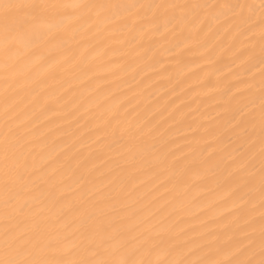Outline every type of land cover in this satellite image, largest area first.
<instances>
[{
    "label": "snow or ice",
    "instance_id": "6c2138e0",
    "mask_svg": "<svg viewBox=\"0 0 264 264\" xmlns=\"http://www.w3.org/2000/svg\"><path fill=\"white\" fill-rule=\"evenodd\" d=\"M204 8L228 9L242 21L245 8L253 13L259 10V65L262 66L259 115L257 118L256 112L251 111L231 127L239 147L228 156L217 158L218 152L224 149L209 153L207 158L195 163H185L187 156L184 160L162 156L156 165L162 172L157 173L156 178L167 175L161 183L166 191L176 194V199L191 197L195 200L227 189V199L242 202L237 209L235 226L223 233V239L214 231L189 235L186 231H176L174 214L167 212V206L138 219L137 213H128L110 203L119 196L103 191L98 197L81 195L71 201V219H67L61 186L78 177L75 183L83 191L88 176L94 171L107 168L108 171H101L100 175L112 182L115 170L108 168L107 161L90 169L88 159L91 157L82 159L68 153L63 161L45 162L41 154L46 151L53 130L49 129L47 135L39 131L36 112L43 111L52 97L41 95L40 89L47 80L41 79L39 72L33 74V70L54 61L58 66L74 63L78 67L85 60L90 41L123 37L125 30L130 33L137 25L145 36L153 30L161 31L160 17L145 12L153 9L170 14L165 28L174 22L185 26L188 35L181 43L207 50L208 43L201 35L203 28L196 27L200 23L199 12ZM146 25L147 32L144 31ZM236 29L239 31V25ZM64 36L70 39L64 40ZM137 39L133 36L117 42L142 48V43L137 45ZM175 47H180V43ZM241 55H247L248 63L256 60L254 48ZM48 78L55 79V76L49 73ZM0 89L3 100L0 112V264H264V0H260L258 8L255 4L230 3L0 0ZM243 112L244 108H239L232 120ZM104 123L106 129H113L114 124L117 129H123L120 140L107 147L116 148L118 154L124 156L120 175L127 173V178L120 182V194L126 192L131 196L138 187L132 180V170L153 168L152 161L145 156L148 133L127 116L122 120L115 115ZM206 134L214 143H223L215 129H206ZM97 143L103 145V137H99ZM119 146L124 151H120ZM157 150V146L152 145L147 151L151 154ZM218 176L223 177V182L216 179ZM195 180L204 182L203 189ZM212 180L214 188L209 186ZM28 193L39 195L28 199ZM257 193L258 242L255 221L249 219L257 208Z\"/></svg>",
    "mask_w": 264,
    "mask_h": 264
},
{
    "label": "bare ground",
    "instance_id": "6f19581e",
    "mask_svg": "<svg viewBox=\"0 0 264 264\" xmlns=\"http://www.w3.org/2000/svg\"><path fill=\"white\" fill-rule=\"evenodd\" d=\"M120 2L255 4L258 8L260 0ZM145 12L149 16L156 14L160 17L161 31L153 30L145 36L140 25H137L130 33L125 30L123 37L90 41L88 51L84 53L85 60L78 67L74 63L58 66L54 61L38 65L33 70V74L39 72L40 78L47 80L44 88L40 89L41 95L52 97L43 111L36 112L39 131L47 135L49 129L53 130L48 147L41 155L45 162L56 159L63 161L65 153L78 155L82 159L91 157L88 159V168L96 169L107 161L108 168L115 170L112 182L100 175L101 171H108L107 168L101 167L94 171L88 176L83 191L75 183L78 177L67 180L61 186L67 219H71V201L81 195H85V198L98 197L103 191L105 194L119 196L118 200L110 203H115L117 208L126 209L128 213H137L138 219L167 206V212L174 214L176 231H186L189 235L200 231H214L221 234L223 239V233L235 226L237 209L242 202L227 199V189L195 200L191 197L176 199V194L166 191L161 183L167 179V175L162 174L159 179L156 178V174L162 172L156 165L162 156H167L170 160H184L187 156L185 163H195L219 149L224 151L218 152V159L228 156L239 147L230 131L231 127L251 111L256 112L257 118L259 115L262 67L259 65L260 12H249L245 8L244 22L238 14H233L228 9L200 10V23L196 27L203 28L201 35L208 43L207 50L181 43L188 35L187 29L179 22L168 24L165 28L170 14L166 15L162 9ZM237 25L239 31L236 29ZM144 31H148L147 25ZM133 36L138 38L137 45L143 44L142 48L126 47L117 42ZM63 39L68 40L70 36H64ZM177 43H180V47H175ZM173 48L174 51L171 50ZM252 48L256 52V60L248 63L247 55L241 53ZM49 73L54 74L55 79L48 78ZM239 108H244V112L236 120H232ZM2 110L3 100L0 98V112ZM115 115L122 120L127 116L128 120L143 127L148 133L145 137V156L152 161L153 168L132 170V180L138 187L131 196L126 192L120 194V182L127 178V173L120 175L124 156H120L116 148L109 150L107 147L120 140L123 134V129H117L115 124V132L105 128L104 121ZM206 129H215L222 136L223 143H214L207 136ZM256 132L258 169V126ZM99 137H103V145L97 143ZM152 145H156L158 150L149 154L147 150ZM119 147L120 151H124L122 146ZM36 151L39 153V148ZM102 179L104 183H101ZM216 179L223 182L222 176ZM194 182L203 189L204 182ZM209 186L214 188L215 181H210ZM34 195L38 196L39 193H28L26 198L31 199ZM256 203L257 208L249 219L255 221L258 242V193ZM243 223L241 220L240 224Z\"/></svg>",
    "mask_w": 264,
    "mask_h": 264
}]
</instances>
